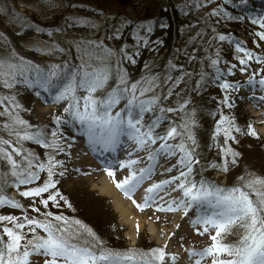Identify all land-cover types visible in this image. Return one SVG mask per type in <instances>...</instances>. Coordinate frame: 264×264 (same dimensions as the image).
Returning <instances> with one entry per match:
<instances>
[{
    "label": "snow or ice",
    "instance_id": "6c2138e0",
    "mask_svg": "<svg viewBox=\"0 0 264 264\" xmlns=\"http://www.w3.org/2000/svg\"><path fill=\"white\" fill-rule=\"evenodd\" d=\"M246 4L247 0H240L235 6ZM252 22L259 23L260 27L264 28V19H253ZM75 23H91V27H97L94 23L83 20H76ZM28 27L33 26L29 24ZM160 27L167 25L162 24ZM139 29L152 31L150 24H140ZM35 31L43 30L37 26ZM121 31L117 28L107 39H118ZM255 35L264 40V32ZM136 38L138 43L143 39L139 32ZM217 38L220 41L227 39L225 35H219ZM0 41L10 45V41H5L2 34ZM71 43L77 52L78 65H71L66 60L62 64H50L45 69L20 56L14 49L8 51L7 55L0 54V87L12 90L17 85H23L29 90L37 89L34 93L37 97L42 91L49 94L53 103H65V115L54 117L57 127L51 130L50 139L46 131L47 126H33L20 116L19 112L23 109L15 94L0 93V117L5 118L0 122V209L9 207L23 212L22 217L0 214V264H41V258L42 264H165L168 254L164 249L108 248L95 232L80 220L66 217L63 213H41L35 206V198H40L39 203L45 209L49 202L59 208V197L71 207L58 190L54 193L50 191L55 189L58 183L53 180V176L57 174L55 169L58 165L63 167V162L56 160L52 155L42 161L33 150L25 146V142H31L62 152L64 149L59 142V137L62 136L60 126L68 124L78 125L81 135L87 138L93 150L98 148L103 152H115L123 146L122 138L131 144V150L127 153L130 158L118 162L121 169H129V175L115 182V186L129 199H132V194L145 180L155 174L161 158L169 162L175 158V163L164 168V171L171 173L175 170L177 175L154 182L146 188L143 204H138L135 200L132 202L143 210L144 207L154 204L157 198L162 200L163 197H160L159 193L166 188L171 187L172 192L179 191L180 196L173 198L167 209L158 207L157 210H182L185 215L194 210L190 223L193 226H201L203 231L200 234L209 233L212 241V244L202 251L189 250L190 260L198 257L195 264H201V260L206 257H211V264H264V177L246 173L237 178V184L227 187L206 179L202 174L205 170L203 166L196 171L200 159L196 152L199 144L195 136V128L198 127L195 110L188 109L189 100L180 102L178 99L175 108L164 106V102L173 94L174 88L183 77L173 80V77L166 76L163 82L172 81V84L167 93L162 95L157 91L161 87L158 76L146 75L130 82L123 62L134 63V56L139 55L138 52L129 54L124 48L117 50L108 47L103 38H82ZM32 50L48 56L66 52L58 44ZM236 51L244 53L247 58L239 57L241 65H246L247 61L253 58L257 62L264 61V57H254L251 51L239 43L236 44ZM211 63L215 65L217 60L214 59ZM241 71L245 69L242 68ZM113 79L115 86L105 91L109 81ZM249 83L254 81L250 79ZM259 84L264 86V79L259 80ZM238 86L226 82L220 84L225 90ZM80 92L84 95L81 96ZM97 92L101 95L97 96ZM176 95L180 96L179 93ZM223 103L232 107L228 104L227 96ZM121 104L123 107L116 110ZM177 112L181 114L179 123L168 115ZM149 113L153 114L152 118L145 121V116ZM165 122L167 127L158 131ZM226 124L228 126L224 127ZM236 131L240 129L237 128ZM4 133H7L8 138L4 137ZM221 133L224 135L225 145L228 140H235L232 135V122L223 115L216 122L213 139ZM248 134L257 135L254 130H250ZM218 147L223 154V164L212 163L208 167L227 172L229 163L235 165L240 154L230 147ZM141 152L145 155L131 158L133 153ZM228 157H231L230 161ZM141 163L145 166L136 169L135 166ZM105 171L115 181L114 172L107 167ZM42 172L47 173V178L42 184L27 187L19 192L24 198H32L29 207L39 213V217L28 216L20 201L7 196L6 188L18 190L21 186L36 184ZM58 174L63 176L64 172ZM196 175L200 176L199 180ZM44 193L48 194L46 199L43 198ZM167 194L171 195V192ZM213 230L214 234H211ZM228 235H235L237 239L226 243L225 238ZM33 257L36 259L33 260ZM169 259L175 264L179 258L171 255Z\"/></svg>",
    "mask_w": 264,
    "mask_h": 264
},
{
    "label": "trees",
    "instance_id": "16d2710c",
    "mask_svg": "<svg viewBox=\"0 0 264 264\" xmlns=\"http://www.w3.org/2000/svg\"><path fill=\"white\" fill-rule=\"evenodd\" d=\"M116 1L120 5L129 8L131 12L130 17L121 14L108 15L106 13L105 15H101L103 22L100 23V21L97 20L99 26L96 30L95 27H91V23L82 24L84 26L83 29L80 28L81 26L79 25L74 26V24H72L75 30L81 29V31L68 37L61 35L57 37L56 40H51L50 37L53 39L55 35L51 36L48 33L52 31L55 33H63L70 30L69 24L64 23V21L71 20L72 8L69 4L71 3L72 5L73 0H66L65 3H62L63 0H59L61 6L58 8V11H53L55 14L54 16L43 14L41 10L31 6L29 2H16L15 14L18 16V22L22 25V29L17 32L15 38L20 41V45L23 46V40L25 39L26 42L29 39L26 36L33 35L32 37H35L39 35L43 38H47L48 43H52L51 45L58 44L61 48L66 50L63 54L57 52L60 58L59 61L52 55H42L34 51L33 58L39 60H37L38 62H33L41 65L45 69H47L50 64H62L66 60L69 61L71 65H78L79 60L77 59V52L71 42L78 41L82 38L95 40L103 38L106 45L110 44L117 50L121 48L127 50L129 48V54L134 52L139 53V55L134 56V63H129L127 61L123 62V68L126 69L130 82H134L146 75L158 76L160 77L159 83L161 87L157 91L163 95L167 93L168 88L172 84V81H168V83L163 82L166 76L173 77V80L177 77H183L178 86L174 88L173 94L164 102V106L175 108L177 107L178 99L180 102L189 100L188 109L195 110V119L198 123V127L195 128V136L199 144L196 152L200 159V165L196 166V171L198 172L203 166L205 170L202 174L206 179L227 187L237 184V178L246 173H253L256 176L264 177V144L261 145L259 153L250 150L251 147L244 152L238 148V146H236L237 148L233 146L234 142L240 141L242 138L248 140L249 144H255L262 139H260L258 135L253 136L248 134L252 128L249 127L247 120L246 123H242V121H245L242 116L237 119L234 115V107L228 108L226 104L223 103L224 98H221V93L225 91V89L220 87L222 83H232L233 81L231 80H233L234 77L236 79L234 83L242 85L243 81L237 78V74L240 73L243 67V69L248 68L253 70L252 64L248 61L246 65H241L238 64L237 61H234V56L237 53V43L241 44V46L247 50L250 47L237 39V37L244 36V28H234L233 30L227 31V27H229V23L239 25V22L242 21L243 23L241 25L251 26L247 29L248 31L250 28L252 30L251 32H253L254 29L257 30L259 23H253L252 21L253 19H264V0H247V4L241 7L235 6L240 3V0H192L184 3H180L177 0H153L155 2L154 8L148 7L147 2L149 0ZM213 2L218 3L220 7V9L215 12L220 17L218 19L212 16L209 20L210 22H207L201 17V13L204 6ZM19 7L24 10L19 11V14H17L16 12L20 9ZM84 10H87V8ZM27 11H29L31 15H29ZM8 16L12 21L13 19H11V17L15 15L12 14ZM235 17L242 18L235 19ZM9 18L0 16V28H3V24L1 23H4L7 28L5 30L6 34H11L12 30ZM83 18L84 19L79 20L92 22L94 24L96 22L94 19ZM220 21L221 23H218ZM29 24L33 27H28ZM100 24H102V26ZM140 24H150L152 31L147 32L139 29ZM162 24L167 25V27H160ZM37 26L43 31H35V27ZM117 28L122 30L120 37L118 39H107V37L113 35ZM57 29H62V31H57ZM94 32L97 36L92 38V33ZM137 32H139V35L143 38L139 43L136 38ZM213 34L215 35L214 38H212ZM219 35H225L227 39L224 41H216ZM231 42L232 46L230 48ZM253 43L255 44V42ZM46 46L50 45L47 44L44 46V44H42L39 48ZM221 46L223 47L220 48ZM214 59L217 60L215 65L211 63ZM252 60L254 61V58ZM262 63L263 61L259 62V64ZM232 65H236V67L233 68ZM229 69H231V71H229ZM217 70H219V72ZM242 72H246V70ZM218 75L219 78H217ZM202 77L203 79H201ZM115 83L114 79L110 80L105 91L110 90L111 87L115 86ZM35 91H37V89L29 90L25 87L24 103L22 106V109L25 110H20L19 114L25 121H28L33 126H47L46 131L49 133V138L51 139V130L57 127L54 123V117L65 115L62 111L64 108L62 107L63 103H56L54 117L50 121L43 124L34 123L29 117L33 103L38 100L46 101L47 97L50 98L48 93L45 94L42 91L41 95L37 97L34 94ZM262 91L264 96V87ZM176 93H179L180 96L177 97ZM4 95H8V93L5 92ZM80 95L83 96L84 93L80 92ZM96 95L99 96L101 93L97 92ZM121 107H123V104L119 105L116 110H119ZM152 115V113L147 114L145 116V121L150 120ZM168 115L170 119L177 123L180 122L181 114L179 112L169 113ZM221 115L227 117L232 122V135L235 137V140H228L227 145L224 144L223 133L217 136L216 139H213L216 122L221 119ZM4 119V117H0V122H3ZM64 126L70 128L73 134H80L78 125L74 126L68 124ZM227 126V124L224 125V127ZM166 127L167 122L161 125L158 131H163ZM237 128L240 129V131H236ZM60 133H62V136L59 138L68 137L70 135V130L60 126ZM4 137L8 138L7 133H4ZM245 143H247V141ZM218 145L230 147L240 154L237 157V163L235 165L229 163V170L227 172L208 167V165L212 163L223 164V154ZM25 146L33 150L42 161H46L49 155H59L61 157L60 159L54 156L55 159H60L59 161L63 162V167L59 165L56 167L55 172L57 174L53 176V180L58 181V183L56 184V188L50 189V191L53 193L57 190L65 192L63 183L65 175L61 176L58 173L61 171L65 173L64 155L66 154V148L61 144L64 150L62 152H57L52 149L40 147L31 142H25ZM228 159L230 161L231 157H228ZM217 174L223 175L217 177ZM46 178V172L40 173V179L33 185L43 183ZM223 178L225 181L222 183L221 180ZM196 179L199 180L200 176L196 175ZM22 187L24 186H21L18 190L7 187V196L14 198L11 192L16 191L19 193ZM75 198L78 199L77 202H72V199L66 198L71 205V207H68L64 203V200H60L59 197H57L60 204L59 208L54 207L52 202H49L47 209H40V212L51 211L56 213V211L59 212L58 209L62 210V213H64L66 217L80 220L84 225L91 228L99 239L103 241L104 246L108 248H138L144 250L152 248L164 249V247L158 246L155 242L142 234L139 236L138 243L134 247H129L117 223L111 222L112 220L98 214L92 207L88 206L93 199H88L87 202H83L84 199L82 200L80 195H76ZM14 199L21 201L22 196L18 199ZM103 200L107 199L103 198ZM5 208L12 209L9 207ZM1 210L2 209H0V214ZM107 211H109V209ZM109 213L114 216L111 210ZM27 214L28 216L39 217V213L33 212L31 208L27 209ZM236 239L237 237L235 235H228L225 238V242L231 243Z\"/></svg>",
    "mask_w": 264,
    "mask_h": 264
},
{
    "label": "rangeland",
    "instance_id": "374dc122",
    "mask_svg": "<svg viewBox=\"0 0 264 264\" xmlns=\"http://www.w3.org/2000/svg\"><path fill=\"white\" fill-rule=\"evenodd\" d=\"M20 1L29 2L31 6L36 7L38 10H41L43 14H49L48 16H54L55 14L53 13V11H58L61 3H59V0H0V16H6L7 18H9L8 15H15L14 17H11V19H13L12 21L9 18L10 24L12 26L11 34H6L5 30L7 28L5 27L4 23H1L3 24V28H0V34L3 35L5 41H10V45L6 44L4 41H0V54L7 55L8 51L14 49L20 56L31 61H37L39 59L33 58L34 50L32 49L39 48L42 44H44L45 46L47 44L51 45L52 43H48L47 38H43L39 35L35 37H32L33 35H28L26 37L29 39L26 42L24 39L23 46L20 45V41L15 38L17 32L22 29V25L18 22V16L15 14V3ZM65 1L66 0H63L62 3H65ZM177 1L180 3H184L186 1L189 2L192 0ZM147 4L149 8H154L155 6V2L153 0H149ZM72 5L71 3L69 4V6L72 8L71 20L64 21V23L69 24L70 30H67L68 32L63 33H55L52 31L50 35H55V37L53 39L52 37H50L51 40H56L57 37L61 35L68 37L78 31H81V29L75 30L72 24H74V26L79 25L81 26L80 28L83 29L84 26L82 24L75 23L76 20L84 19L83 17L96 20V30L99 26L97 20H99L100 23L103 22L101 15H105L106 13L108 15L121 14L126 17H130L131 15L129 8L120 5L116 0H73ZM86 8L87 10H84ZM219 9L220 7L218 3L213 2L209 5H206L202 10L201 17L207 22H210L209 20L210 18H212V16L219 19V15L213 14ZM21 10L24 9L20 8L16 13L19 14V11ZM99 10L101 13L99 12ZM27 13L31 15L29 11H27ZM218 23H221V21ZM242 23V21L239 22V25L229 23L227 31L233 30L234 28H244V36L237 37V39L250 46L248 50L254 54V57H264V40H260L259 37L255 35L258 32H264V28H261L259 25L257 30L254 29L253 32H251V28L249 31L247 30L251 26H243L241 25ZM100 25L102 26V24ZM95 36H97V34L95 32L92 33V38H95ZM214 37L215 35L213 34L212 38ZM217 40L218 38L216 39V41ZM253 42H255V44ZM107 46L113 48L110 44H108ZM231 46L232 42L230 43V48ZM222 47L223 46H221L220 48ZM128 49L126 50L127 52ZM57 54L58 53H55L52 56H54L57 61H59L60 58ZM239 57H244L245 59H247L244 56V53H236V55L234 56V61H237L238 64ZM248 62L252 64L253 70L245 68L246 72L240 71V73L237 74V78L240 79V81H243V84H238V88H230L223 91L221 93V98L225 99V97L227 96L228 104H231L232 107H228L227 104L226 106L228 108L234 107V115L237 117V119L242 116V118L245 119V121H242V123H246L247 120L252 130H254L255 133H257V135L260 137V139H262L260 142H257L255 144H249L248 140L242 138L240 139V141L234 142L233 146H238V148H240L244 152H246V149L248 150L249 147H251L250 150H254L256 153H259V151L261 150V145L264 144V99H261V97H264L262 91L264 86H261L259 84V80L264 79V61L262 64H259V62H257V60L254 58V61L251 59L248 60ZM113 65L115 66V60H113ZM250 79H252L254 83H249ZM231 81L233 82L230 84H236L234 83L236 82L235 77ZM5 92H7L8 95L15 94L16 99L23 106L25 86L17 85L12 90L0 87V93L4 94ZM62 107H65V103H63ZM55 109L56 103H53L51 99L47 97L46 101L38 100L33 103V107L31 112L29 113V117L34 121V123L43 124L50 121L54 117ZM61 126L69 129L70 135L68 137L59 138L60 144H62L66 148V154L64 155L65 177L63 179L65 192L59 191L60 194L62 196H65L67 199H72V202H77L78 199L75 198L76 195H80L81 199H84L83 202H87L88 199H93L91 203L88 204V206L92 207L98 214L112 220L111 222L117 223V226L120 228V231L123 237L126 239V243L129 247H134L138 243L139 236L142 234L143 236H147L158 246L164 247L166 253L168 254L165 258V264H172V261L169 259L171 255H175L179 258L175 262V264H195V260L198 259V257H194L190 260L188 256L189 250L202 251L206 247L210 246L212 244V241L210 239L209 233H204L203 235L200 234V232L203 231L201 226H193L190 223V219L194 216V210H190L187 215H185L182 210H157L158 207L167 209L172 199L180 196L179 191L172 192L171 187L166 188L165 191H161L159 193V196L163 197L162 200L157 198L154 204L144 207L143 210L137 208V206L132 202V200H135L138 204H143V197L145 195L146 188H148L154 182H160L162 180L170 178L171 176L177 175V172L175 170H173L171 173H167L164 171V168L170 167L172 163H175V158H173L170 162L165 160L164 158H161L155 174L152 175L150 179L145 180L135 191V193L132 194V199H129L125 197L124 193L115 186V182L121 181L124 179V177L129 175V169H121L118 162L126 161L130 158L127 153L129 150H131V144L124 138H122L123 146L117 148L115 152L110 154L112 160L109 161L106 159H101L93 154L92 146L87 142L86 137L82 136L81 133L73 134L70 128L64 125ZM246 141L247 143H245ZM68 145H71V147H69ZM123 149H125L126 152H124ZM144 155L145 154L143 152L139 154L133 153L131 158L136 159L137 156L142 157ZM54 156H57L61 159L59 155ZM163 160L166 161L165 165H161V162ZM144 166L145 164L141 163L136 165L135 168L139 169L140 167ZM106 167L110 168V170L114 172L115 181L113 177H111L112 183L114 188L121 195L122 199H124V201L126 202L130 200L132 202V210L137 214L136 217H143L145 219L146 224L144 227H140L139 225H134L133 227H131L128 223H125L121 219L119 213L116 211L113 205V199L105 194H101L99 189L94 187V184L101 185L102 179L109 176L105 171ZM221 175L223 174H217L216 176L220 177ZM224 181L225 179L223 178L221 182L223 183ZM34 186L37 185L24 186L21 188V191L25 190V188L27 187ZM168 192H171V195H168ZM47 195V193H44L43 198L46 199ZM13 196L17 197V199L20 198L18 192L13 193ZM101 197L106 198L107 200H103V198ZM35 199V206L39 209H43L44 206L39 203L40 198ZM20 202L24 206V209L27 210L30 208L29 205L32 203V198L22 197ZM173 207L175 206L173 205ZM108 209L109 211H107ZM58 210L59 212L56 211L55 214L62 213V210ZM110 210L113 212L114 216L109 213ZM1 214H11L18 217L23 216V212L21 210L7 209L5 207L2 208ZM63 215L65 214L63 213ZM148 222L154 223L157 237H154L150 234L148 229L149 226L147 225ZM137 226H139V230H137ZM211 234H214V230ZM4 238L5 240L7 239L6 236ZM32 259L35 260L36 258ZM201 264H211V257H206L201 260Z\"/></svg>",
    "mask_w": 264,
    "mask_h": 264
},
{
    "label": "bare ground",
    "instance_id": "6f19581e",
    "mask_svg": "<svg viewBox=\"0 0 264 264\" xmlns=\"http://www.w3.org/2000/svg\"><path fill=\"white\" fill-rule=\"evenodd\" d=\"M125 151V149H123ZM93 154H95L96 157H99L101 159H106L111 161L112 157L108 152H103L99 150L98 148L96 150H93ZM166 161H162L161 165H165ZM94 187L98 188L101 194H105L113 199V205L116 209V211L119 213L121 219L128 223L131 227L134 225H139L140 227H144L146 224V221L143 217H136V213L132 210V202L124 201L122 199L121 195L117 192V190L114 188L112 183V178L107 176L102 179V184H94ZM140 198V197H138ZM147 225L149 226V232L152 236L157 237L156 228L153 222H148Z\"/></svg>",
    "mask_w": 264,
    "mask_h": 264
}]
</instances>
